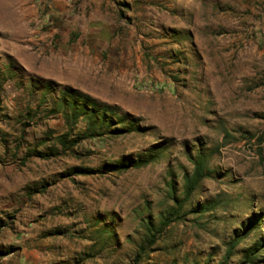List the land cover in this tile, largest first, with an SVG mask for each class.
Returning <instances> with one entry per match:
<instances>
[{"label": "rangeland", "instance_id": "obj_1", "mask_svg": "<svg viewBox=\"0 0 264 264\" xmlns=\"http://www.w3.org/2000/svg\"><path fill=\"white\" fill-rule=\"evenodd\" d=\"M62 88L138 130L30 154L65 129L50 112ZM158 143L145 166L60 176ZM197 149L210 152L209 175L133 260L140 216L157 223L167 181L180 195L185 151ZM255 218L226 264L264 233V0H0V264H218ZM257 254L251 264H264Z\"/></svg>", "mask_w": 264, "mask_h": 264}, {"label": "trees", "instance_id": "obj_2", "mask_svg": "<svg viewBox=\"0 0 264 264\" xmlns=\"http://www.w3.org/2000/svg\"><path fill=\"white\" fill-rule=\"evenodd\" d=\"M62 110V121L65 126L63 132L53 136L55 142L44 150H31L30 154L39 158H49L58 156L65 149L71 148L78 144L81 140L100 136L103 133L112 136H119L131 131L138 130L133 118L125 114L117 112L115 107L105 103L98 102L88 95L71 90L69 88H62L60 95L56 102L55 108L50 112L54 113L57 110ZM82 123V129H78L73 137H70L71 132L76 125ZM51 137V132L46 135ZM47 140V139H46ZM45 138L40 142H44ZM56 144L57 146H55ZM163 143H158L146 150L136 157H126L115 161L106 162L102 167H86V166H72L66 172L60 173V176H70L74 174H103L105 172H122L129 168H139L154 161L161 156ZM154 147V148H153ZM185 156L191 164L189 171L181 173V192L176 195L174 192L173 181H167V199L171 202L167 208L160 213L157 223H153L149 216H140V223L143 226L144 234L142 241L136 247V253L133 260L137 261L141 254L155 242L158 234L171 222L180 218L182 208L186 201L189 199L193 190L198 186L201 179L209 175L208 160L210 152L197 149L194 153L185 151ZM44 189V185H41ZM258 218L248 220L245 225L239 224V227L234 231L232 236L225 242L224 251L221 260L218 264H226L235 246L245 237L248 233L256 228ZM1 227V224H0ZM264 249V233L252 242L243 252L242 258L237 264L255 263L261 258L258 254ZM3 252L0 251V256ZM258 259V260H257ZM264 260V258H263Z\"/></svg>", "mask_w": 264, "mask_h": 264}]
</instances>
